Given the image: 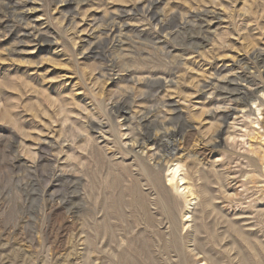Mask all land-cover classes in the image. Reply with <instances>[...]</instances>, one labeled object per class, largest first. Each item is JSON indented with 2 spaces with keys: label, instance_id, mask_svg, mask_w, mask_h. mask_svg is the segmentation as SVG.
Listing matches in <instances>:
<instances>
[{
  "label": "rangeland",
  "instance_id": "obj_1",
  "mask_svg": "<svg viewBox=\"0 0 264 264\" xmlns=\"http://www.w3.org/2000/svg\"><path fill=\"white\" fill-rule=\"evenodd\" d=\"M257 109L264 0H0V264H264Z\"/></svg>",
  "mask_w": 264,
  "mask_h": 264
},
{
  "label": "bare ground",
  "instance_id": "obj_2",
  "mask_svg": "<svg viewBox=\"0 0 264 264\" xmlns=\"http://www.w3.org/2000/svg\"><path fill=\"white\" fill-rule=\"evenodd\" d=\"M248 98L254 100L256 103L262 102V100H261L262 98H260V97H257V98L254 97L253 98L252 96H249ZM245 99H247V96ZM257 114L263 116V120L261 122V125L264 127V110L261 111L260 109H257ZM167 149L169 150L171 148L167 147ZM167 182L170 185L174 184L176 189L179 192V195L181 197H183L184 199H188L187 206L192 205V202L195 200V195H194L193 189L190 186V184L188 183L186 177L182 174V167L180 166V164L178 162L177 163L175 162L173 165L169 166L168 175H167Z\"/></svg>",
  "mask_w": 264,
  "mask_h": 264
}]
</instances>
